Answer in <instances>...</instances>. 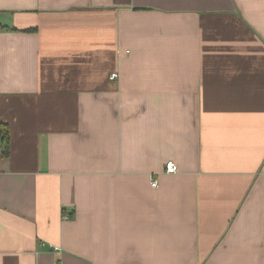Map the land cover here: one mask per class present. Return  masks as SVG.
I'll return each instance as SVG.
<instances>
[{"label": "crops", "instance_id": "obj_1", "mask_svg": "<svg viewBox=\"0 0 264 264\" xmlns=\"http://www.w3.org/2000/svg\"><path fill=\"white\" fill-rule=\"evenodd\" d=\"M0 124V264H264V0H0Z\"/></svg>", "mask_w": 264, "mask_h": 264}, {"label": "trees", "instance_id": "obj_2", "mask_svg": "<svg viewBox=\"0 0 264 264\" xmlns=\"http://www.w3.org/2000/svg\"><path fill=\"white\" fill-rule=\"evenodd\" d=\"M8 140H9L8 127L4 124H0V152L3 155H5L4 153L7 152Z\"/></svg>", "mask_w": 264, "mask_h": 264}, {"label": "built area", "instance_id": "obj_3", "mask_svg": "<svg viewBox=\"0 0 264 264\" xmlns=\"http://www.w3.org/2000/svg\"><path fill=\"white\" fill-rule=\"evenodd\" d=\"M116 77H117V73H112L111 74V78H116ZM165 170H166V172H169V173L175 172L176 171V165H175L174 161L168 160L165 163ZM151 184H152V186H156L157 185V180L156 179H152ZM63 217L64 218H68L69 215L65 213V214H63ZM54 249H58V248L56 246H54Z\"/></svg>", "mask_w": 264, "mask_h": 264}]
</instances>
